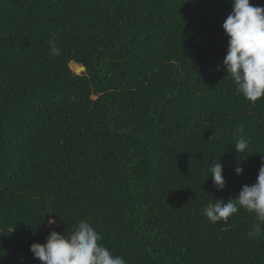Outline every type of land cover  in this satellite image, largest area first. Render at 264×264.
I'll list each match as a JSON object with an SVG mask.
<instances>
[{"label": "trees", "instance_id": "obj_1", "mask_svg": "<svg viewBox=\"0 0 264 264\" xmlns=\"http://www.w3.org/2000/svg\"><path fill=\"white\" fill-rule=\"evenodd\" d=\"M232 8L0 0V264H42L30 246L80 221L127 264H264L254 213L203 215L264 160V98L237 95L224 67ZM219 161L223 190L209 172Z\"/></svg>", "mask_w": 264, "mask_h": 264}, {"label": "clouds", "instance_id": "obj_2", "mask_svg": "<svg viewBox=\"0 0 264 264\" xmlns=\"http://www.w3.org/2000/svg\"><path fill=\"white\" fill-rule=\"evenodd\" d=\"M231 2L232 11L223 23L228 37L224 67L236 86L237 95L255 103L264 98V5H253L251 0ZM50 54L60 55L55 44ZM234 147L242 155L248 149V142L240 137ZM209 172L217 190H223L226 181L220 161L214 162ZM235 173L242 175L243 168L236 167ZM240 208L254 213L258 221L253 224L249 237L264 234V160L255 183L244 185L238 197L230 198L227 203L215 200L214 204L203 208V215L212 224L220 221L227 223ZM47 223L54 225L56 220L50 217ZM101 241L103 236L91 223L80 221L68 234L52 230L46 243H33L30 250L42 264H127L122 256L114 255Z\"/></svg>", "mask_w": 264, "mask_h": 264}, {"label": "water", "instance_id": "obj_3", "mask_svg": "<svg viewBox=\"0 0 264 264\" xmlns=\"http://www.w3.org/2000/svg\"><path fill=\"white\" fill-rule=\"evenodd\" d=\"M77 68V67H76ZM78 69H80L81 71H83L84 70V67L82 66V67H78ZM75 74L76 75H80L81 74V72H78V71H76V69H75Z\"/></svg>", "mask_w": 264, "mask_h": 264}]
</instances>
